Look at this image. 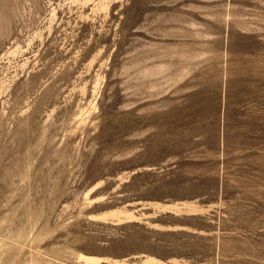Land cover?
Listing matches in <instances>:
<instances>
[{
    "label": "rangeland",
    "instance_id": "obj_1",
    "mask_svg": "<svg viewBox=\"0 0 264 264\" xmlns=\"http://www.w3.org/2000/svg\"><path fill=\"white\" fill-rule=\"evenodd\" d=\"M0 264H264V0H0Z\"/></svg>",
    "mask_w": 264,
    "mask_h": 264
}]
</instances>
